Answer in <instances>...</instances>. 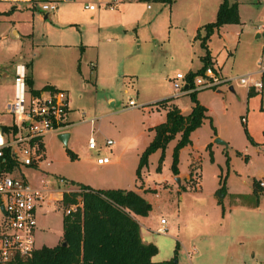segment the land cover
Segmentation results:
<instances>
[{
	"label": "rangeland",
	"instance_id": "1",
	"mask_svg": "<svg viewBox=\"0 0 264 264\" xmlns=\"http://www.w3.org/2000/svg\"><path fill=\"white\" fill-rule=\"evenodd\" d=\"M219 1L61 0L56 7L61 15L53 11L44 19L39 18L44 12L38 3L29 9L0 2V109L11 97L17 62L31 63L33 88L53 84L68 96L66 144L53 133L43 136L39 143L45 157L40 156L38 166L22 170L30 185L45 189L44 197L51 191L34 208L36 248L61 240L64 209L56 199L60 190L71 187L59 182L67 179L95 188L139 191L150 205L136 220L142 240L156 248L152 261L171 258L176 248L178 264H264V186L256 187L259 194L238 197L216 189L218 178L232 193L264 183V74L261 92L247 93L248 86L238 79L251 67L257 69L264 49V0H237L240 24L213 30L208 38L212 70L226 82L197 90L195 96L206 107L215 132L207 120L191 132L190 142L177 151L176 173L170 169L175 139L166 144L159 169L157 149L138 177L135 173L152 138L145 126L168 107L157 110L151 103L170 98L179 110H189V94L175 96L172 78L202 66L204 50L193 37L196 31L204 33L202 25L214 19ZM257 25L262 28L254 37ZM197 77L202 73L193 80ZM128 100L137 107L124 109ZM214 138L225 142L226 154L216 146L210 160L204 147ZM89 139L94 149L87 148ZM106 139L112 141L109 147L104 146ZM188 152L197 154L190 180ZM103 156L109 163L98 165L96 158ZM160 218L165 221L163 233L157 231Z\"/></svg>",
	"mask_w": 264,
	"mask_h": 264
},
{
	"label": "trees",
	"instance_id": "2",
	"mask_svg": "<svg viewBox=\"0 0 264 264\" xmlns=\"http://www.w3.org/2000/svg\"><path fill=\"white\" fill-rule=\"evenodd\" d=\"M154 2H166L172 0H143ZM239 15L237 0H220L218 3L213 21L202 25L204 33L196 34L193 38L198 39L199 45L204 50L201 56L202 66L196 72L188 71L186 79L188 87L191 86V79L197 73L202 72L206 67L212 65L208 50L207 41L214 29L224 24H238ZM29 68V63L26 64ZM27 87L32 88L31 77L27 73ZM52 88L43 86L41 89ZM196 91H190V110L187 114H181L175 105L169 106L165 111V119L154 125L153 137L141 152L135 169L138 177L139 168L147 161L148 155L159 150L157 168L159 169L162 152L166 144L178 134L172 147V160L170 169L176 173L177 151L188 144L189 133L198 127L204 119H207L209 126L214 133V127L210 118L205 114L206 108L200 104L195 96ZM249 93V92H248ZM170 98L157 100L151 105L165 106ZM264 144V131L262 132ZM42 148L41 143L38 144ZM209 159H212L209 145ZM224 155L226 152H223ZM239 154L238 151H236ZM247 159V156H244ZM227 157L225 158V162ZM11 168H8L10 170ZM191 171H189V179ZM66 181V180H65ZM76 189L63 191L57 200L61 208L75 204L79 199L81 207L69 213L62 212L61 216V240L53 246L41 245L35 248L28 258L7 262L4 264H178L176 261L175 249L171 258L161 261H152L151 257L156 248L151 243H145L139 235V226L134 216H144L149 210V203L138 193L130 189L122 188H93L87 184L67 181ZM220 184L218 191L223 190V179L218 178ZM219 202V199H217Z\"/></svg>",
	"mask_w": 264,
	"mask_h": 264
},
{
	"label": "built area",
	"instance_id": "3",
	"mask_svg": "<svg viewBox=\"0 0 264 264\" xmlns=\"http://www.w3.org/2000/svg\"><path fill=\"white\" fill-rule=\"evenodd\" d=\"M61 0H0V2L16 5L27 4L46 14L55 11ZM66 1V0H63ZM84 8L92 10V5ZM202 77L191 79V86L184 75L175 73L171 86L175 96L190 91H197L214 87L220 79L212 70L206 67ZM264 74V53L257 62V69L238 77L241 84H245L253 91L262 88L261 78ZM24 65L16 63L11 77V97L9 102L0 110L7 120H0V264L28 258L36 248L34 245L35 219L34 208L47 198L45 189L30 185L23 174L22 167L36 164L40 158V139L50 133L55 136L66 132L71 125L67 120L68 96L67 92L57 88L35 89L31 91L26 84ZM137 107L135 102L128 100L124 109ZM242 121V119H241ZM112 141L106 139L104 146L109 147ZM88 149H94V142L89 139ZM99 165L109 163L107 157H97ZM8 168H11L8 170ZM62 184L64 179H59ZM263 186L262 182H258ZM76 189V188H75ZM67 191V190H65ZM81 207L78 199L75 204L64 208V213ZM158 232L165 231L163 218L159 219ZM189 253H187L188 255Z\"/></svg>",
	"mask_w": 264,
	"mask_h": 264
},
{
	"label": "crops",
	"instance_id": "4",
	"mask_svg": "<svg viewBox=\"0 0 264 264\" xmlns=\"http://www.w3.org/2000/svg\"><path fill=\"white\" fill-rule=\"evenodd\" d=\"M220 2V1H219ZM218 2V3H219ZM4 3V2H3ZM12 5V4H11ZM23 5H27V4H23ZM85 6V5H84ZM217 6H218V4H217ZM239 4H238V2H237V10L239 11ZM15 6H13V7H11L10 9L11 10H13V9H15L14 8ZM30 6H28L27 5V8H29ZM57 7V6H56ZM33 7H30L29 9H32ZM36 8V7H35ZM84 9H87V8H84ZM216 9H217V7H216ZM89 10V9H88ZM92 10H94V9H92ZM42 12V11H41ZM215 12H216V10H215ZM61 15V9L60 10H57V8L55 9V12H54V15L55 16H57V15ZM46 13L44 12V15L43 16H39V18H42V19H44V18H46ZM238 15H239V12H238ZM215 17V16H214ZM213 21V20H212ZM264 21V20H263ZM240 22H241V20H240V16H239V23H238V25L240 24ZM226 25H229V24H224V25H222V26H220L219 28H217V29H214V31H216V32H219V31H222V29H223V27H225ZM261 28H262V25H257L255 28H253V35H254V37H259V35H260V31L259 30H261ZM223 33V32H222ZM239 45V41L237 40V42L235 43V49L237 48V46ZM79 48H82V46L81 45H79ZM264 53V49H261V56H262V54ZM17 63H21V64H23L24 65V68H25V72H26V74H27V72H28V74L30 75V73H29V68H31V63H29V68H27L26 69V65L24 64V63H26V62H17ZM16 64V63H15ZM28 64V63H27ZM14 66V65H13ZM256 68V67H255ZM255 69L253 68V67H251V69L249 70V73L250 72H253ZM13 73V72H12ZM216 73V72H215ZM225 74V73H224ZM217 75V74H216ZM7 76V75H6ZM220 78V77H219ZM221 79V78H220ZM5 80V83L6 82H8V79H4ZM51 86L52 88H57V87H55L53 84H45V85H42L41 87H39L38 89H40V88H42L43 86ZM10 87H11V81H10ZM33 88V87H32ZM33 89H37V88H33ZM228 89L229 90H231V87L229 86L228 87ZM63 90V89H62ZM66 91V90H65ZM252 93V92H254L251 88H249L248 90H247V93ZM261 92V91H260ZM159 100V99H158ZM157 101V100H156ZM155 102V101H154ZM153 103V102H152ZM171 105H175L173 102H168L167 103V106L169 107V106H171ZM4 106V105H3ZM176 106V105H175ZM190 106H191V103H190V105H189V110H190ZM167 107V108H168ZM205 107V106H204ZM154 108L155 109H157V107L156 106H154ZM178 108V107H177ZM206 108V107H205ZM3 109V108H2ZM2 109H0V110H2ZM179 109V108H178ZM158 110V109H157ZM189 110L187 111V112H183V111H181V110H179L180 111V113L181 114H187L188 112H189ZM165 111L166 110H164V111H162L163 113H161V112H159V115L160 116H158L156 119H155V121H153L152 123H151V125H148V126H145V127H147V130L148 131H151L152 132V137H153V130L151 129L154 125H156V124H158V123H160V122H163L164 121V119H165ZM68 112H69V108H68V111H67V114H68ZM152 113V112H151ZM205 114L209 117V115L207 114V112H205ZM1 116H5V115H0V117ZM7 118V117H6ZM210 118V117H209ZM204 120H207V119H204ZM203 120V121H204ZM202 121V122H203ZM208 121V120H207ZM69 123H70V121H68ZM213 127H214V125H213ZM264 131V130H263ZM262 131V132H263ZM192 132V131H191ZM191 132L189 133V140H190V134H191ZM211 134H213V133H211ZM47 135H52V133H50V134H47ZM209 137H210V135H209ZM178 138V134H176L175 136H174V138L173 139H175V141H176V139ZM152 139V138H151ZM224 142V141H223ZM209 145V150L211 151V154L212 153H214V151H215V147L217 146V147H219L220 148V152L221 153H223L224 151H226L225 150V147L224 146H226L225 145V142H224V144H217V143H214L213 142V140H209L207 143H206V145ZM41 145H42V148H41V154H42V157H45V154H44V146H43V143H42V141H41ZM206 145H205V147H206ZM204 147V148H205ZM205 150H206V148H205ZM236 152V151H235ZM239 152V151H238ZM188 154H189V156H190V158H189V160H190V162L188 163V169H189V171H191V173L193 172V173H195V171H196V163L194 164L193 163V159L194 158H196L197 157V154L196 153H194V152H188ZM209 157V156H208ZM46 165H49V162L47 161L46 163H45ZM99 165V164H98ZM32 166H38L37 164H34V165H32ZM23 168L24 167H22V170H23ZM190 169H193V170H190ZM40 175V174H39ZM192 176V175H191ZM194 176V175H193ZM187 179H189V174H188V176L186 177ZM66 181H69V180H67L66 179ZM71 181V180H70ZM260 182H262V181H260ZM217 184H218V187L216 188V189H218L219 188V186H220V184L218 183V181H217ZM88 185V184H87ZM90 186V185H89ZM263 186H264V183H263ZM92 187V186H91ZM223 187H224V195L225 194H229V195H232V196H241V195H252L253 193H255V194H259L260 192H259V190H258V188H263L262 186H259V184H258V181H257V183H255V185H253L252 184V186H251V189H250V191H248V192H246V193H232V192H229L228 190H227V187L226 186H224V181H223ZM256 187H258V188H256ZM93 188H95V187H93ZM106 188H109V187H106ZM106 188H103V189H106ZM110 188H114V187H110ZM115 188H121V187H115ZM75 188H74V186L73 185H71V187L69 188V189H63V190H60L59 191V197H58V199L61 197V193L63 192V191H65V190H67V191H69V190H74ZM122 189H126V188H122ZM131 190V189H130ZM133 191H135V190H133ZM136 193H138V194H140L139 193V191H135ZM49 194H51V193H49ZM48 194V195H49ZM141 195V194H140ZM142 196V195H141ZM49 197V196H48ZM143 197V196H142ZM222 197H223V195H222ZM234 197V198H235ZM58 199H56V201L58 200ZM238 201H240L241 202V200H238ZM216 202H217V198H216ZM138 215H135L134 216V218H135V220H136V217H137ZM136 222H137V220H136ZM139 226V225H138ZM139 235H140V232H139ZM140 238H141V240H142V237H141V235H140ZM60 239V238H59ZM143 242H145L144 240H142ZM145 243H147V242H145ZM195 251V249L194 248H192V250L191 251H189V252H187V253H189L188 254V256H190L191 254H192V252H194ZM189 264H191L190 262H189Z\"/></svg>",
	"mask_w": 264,
	"mask_h": 264
},
{
	"label": "water",
	"instance_id": "5",
	"mask_svg": "<svg viewBox=\"0 0 264 264\" xmlns=\"http://www.w3.org/2000/svg\"><path fill=\"white\" fill-rule=\"evenodd\" d=\"M56 137L58 138V140L60 142H62V144L65 145L66 144V141H67V138H68V133L67 132H64V133L58 134ZM213 142L214 143H217V144H224V142L222 140L218 139V138H214L213 139ZM175 180H176V182H178V179L177 178H175ZM217 196L218 197H221V194L220 193H217Z\"/></svg>",
	"mask_w": 264,
	"mask_h": 264
}]
</instances>
